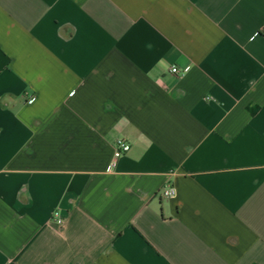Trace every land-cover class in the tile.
<instances>
[{
  "label": "crops",
  "instance_id": "crops-1",
  "mask_svg": "<svg viewBox=\"0 0 264 264\" xmlns=\"http://www.w3.org/2000/svg\"><path fill=\"white\" fill-rule=\"evenodd\" d=\"M0 264H264V0H0Z\"/></svg>",
  "mask_w": 264,
  "mask_h": 264
},
{
  "label": "built area",
  "instance_id": "built-area-1",
  "mask_svg": "<svg viewBox=\"0 0 264 264\" xmlns=\"http://www.w3.org/2000/svg\"><path fill=\"white\" fill-rule=\"evenodd\" d=\"M169 71L173 75L183 76L190 71V68L189 67H186V68L183 67V69H177L175 66H172ZM34 100H35L34 97H30L26 101V103L31 104L34 102ZM129 150H130L129 144H127L124 140H117L115 143L114 150H113L114 153L112 154V159L110 162V169L115 166L119 157L126 154ZM160 194L166 198H172L175 196V190L171 186H166V187L162 188V190L160 191ZM50 221H51L50 222V230L52 231V233H54L57 236H62L64 219L59 214V212L54 211L52 213Z\"/></svg>",
  "mask_w": 264,
  "mask_h": 264
}]
</instances>
